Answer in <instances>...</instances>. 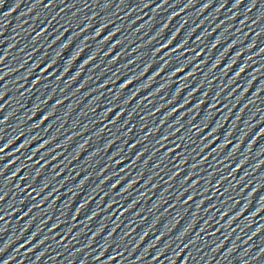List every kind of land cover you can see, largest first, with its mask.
Returning a JSON list of instances; mask_svg holds the SVG:
<instances>
[{
	"label": "water",
	"instance_id": "water-1",
	"mask_svg": "<svg viewBox=\"0 0 264 264\" xmlns=\"http://www.w3.org/2000/svg\"><path fill=\"white\" fill-rule=\"evenodd\" d=\"M0 148V264H264V0H0Z\"/></svg>",
	"mask_w": 264,
	"mask_h": 264
},
{
	"label": "snow or ice",
	"instance_id": "snow-or-ice-1",
	"mask_svg": "<svg viewBox=\"0 0 264 264\" xmlns=\"http://www.w3.org/2000/svg\"><path fill=\"white\" fill-rule=\"evenodd\" d=\"M243 71V70H242ZM4 151V149L3 148H0V152H3Z\"/></svg>",
	"mask_w": 264,
	"mask_h": 264
}]
</instances>
